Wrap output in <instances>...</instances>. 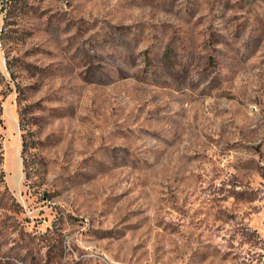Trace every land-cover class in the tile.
Segmentation results:
<instances>
[{
    "label": "rangeland",
    "instance_id": "374dc122",
    "mask_svg": "<svg viewBox=\"0 0 264 264\" xmlns=\"http://www.w3.org/2000/svg\"><path fill=\"white\" fill-rule=\"evenodd\" d=\"M0 264H264V0H0Z\"/></svg>",
    "mask_w": 264,
    "mask_h": 264
}]
</instances>
